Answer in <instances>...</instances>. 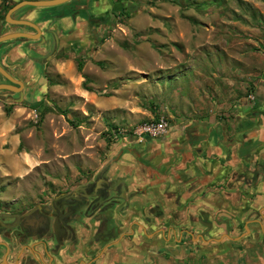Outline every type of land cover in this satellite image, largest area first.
Instances as JSON below:
<instances>
[{"label": "crops", "instance_id": "0c3cea01", "mask_svg": "<svg viewBox=\"0 0 264 264\" xmlns=\"http://www.w3.org/2000/svg\"><path fill=\"white\" fill-rule=\"evenodd\" d=\"M30 14L43 30L42 45L26 49L25 42L9 44L13 39L0 47V62L25 84L20 94L0 95V181L8 184L0 200L30 195L7 194L12 179L33 165L31 149H23V133L28 138L37 132L33 118L50 105L49 99L41 100L51 94L61 101L66 121L79 129L103 124L111 143L97 165L74 175L101 176L115 184L109 189L120 203L113 208L115 216L125 217L119 234L131 235L120 242L121 255L115 251L108 262L264 264V67L250 66L248 82L222 78L212 88L191 81L168 92L166 83L142 81L139 87L148 97L141 92L140 101L127 86L116 84L113 70L103 75L99 61L51 58L53 40L46 30L59 29L66 36L65 30L77 24L72 16L53 22L39 10ZM43 57L57 79L45 76ZM121 57L116 62L128 74L130 63ZM248 87L251 92L245 93ZM35 103L40 105L34 108ZM163 114L170 130L160 138L139 143L112 133L116 126L130 127L135 119L143 122Z\"/></svg>", "mask_w": 264, "mask_h": 264}, {"label": "rangeland", "instance_id": "374dc122", "mask_svg": "<svg viewBox=\"0 0 264 264\" xmlns=\"http://www.w3.org/2000/svg\"><path fill=\"white\" fill-rule=\"evenodd\" d=\"M20 1L0 0V16H5L7 6ZM81 5L88 6V10L73 8ZM35 10L47 14L43 19L53 22L72 16L78 24V18H82L79 27L76 24L65 30L66 36L59 29L46 30L53 40L48 49L51 58L62 60L74 56L77 60L99 61L103 75L113 70L116 84L127 86L140 101L141 92L148 97L146 89L139 87L142 81L152 86L166 83L168 92L191 81L212 88L222 78L225 82L229 78L241 84L248 82L250 66L257 70L264 67V0H73L40 9L25 6L14 15L24 18ZM89 15L99 21L90 22ZM14 40L9 44L18 46L25 42L29 44H24L26 49L42 45V41ZM121 56L130 63L128 74L116 62L122 60ZM42 59L47 63L45 76L57 79L50 71L53 65ZM48 83L52 82L48 80ZM250 90L243 89L245 93ZM210 91L212 94L213 89ZM46 99L50 105L45 106L38 119L33 118L32 126L37 132H31L28 138L23 133V149H31L33 165L25 168L21 177L12 179L8 196L13 191L20 196L36 195L53 179L62 181L89 171L110 148L103 124L76 128L60 114V100L50 94L41 102ZM49 112L52 114L46 116ZM138 120H133V124L140 123ZM23 155L26 154L19 153V157ZM3 182L0 181V191L8 189V184ZM115 211L103 206L94 215L91 228L101 242L120 232L125 217L115 216Z\"/></svg>", "mask_w": 264, "mask_h": 264}, {"label": "flooded vegetation", "instance_id": "af4514ba", "mask_svg": "<svg viewBox=\"0 0 264 264\" xmlns=\"http://www.w3.org/2000/svg\"><path fill=\"white\" fill-rule=\"evenodd\" d=\"M73 8L88 10L85 5ZM6 14L0 18V35L4 30L37 32L31 26L7 22ZM12 16L30 20L28 16ZM93 19L89 15V21ZM19 26L22 28H13ZM42 36L43 30L38 39H21L40 41ZM0 64L13 77L21 80L18 73L2 62ZM0 83L14 84L1 72ZM3 91L6 92L3 96L16 93L8 89L0 90ZM114 185L105 182L101 176H74L47 183L36 195L0 200V264H129L121 263L116 258L109 262L107 260L115 251L121 255L118 246L131 232L120 233L117 237L101 242L91 228L97 210L103 206L114 208L117 203L120 204L111 198L109 192Z\"/></svg>", "mask_w": 264, "mask_h": 264}, {"label": "water", "instance_id": "95a60500", "mask_svg": "<svg viewBox=\"0 0 264 264\" xmlns=\"http://www.w3.org/2000/svg\"><path fill=\"white\" fill-rule=\"evenodd\" d=\"M73 0H21L20 2L16 3L14 6H12L7 14H6V20L9 23L15 24V25H25V26H31L33 27L37 32L31 33L26 31H14V32H7V30H4L3 34L0 35V43L6 42L9 40H13L16 38H29V39H38L42 35V28L35 23L32 20L28 19H18L14 18L12 15L14 12L18 11L19 9L25 7V6H34V7H52L57 5L66 4L69 2H72ZM0 72L6 76L11 82L14 84L9 83H0V90L8 89L15 92L22 93L23 88L25 86L24 82L22 80L16 79L11 75L9 71H7L3 65L0 64ZM18 84L19 86H17Z\"/></svg>", "mask_w": 264, "mask_h": 264}, {"label": "built area", "instance_id": "2783aa9c", "mask_svg": "<svg viewBox=\"0 0 264 264\" xmlns=\"http://www.w3.org/2000/svg\"><path fill=\"white\" fill-rule=\"evenodd\" d=\"M249 97L250 99H255L254 94H250ZM169 130V118L163 114L158 119L143 121L130 127L117 126L116 128H113L112 133L115 138H118L119 136H127L136 142L142 143L147 137L160 138L166 135Z\"/></svg>", "mask_w": 264, "mask_h": 264}, {"label": "trees", "instance_id": "16d2710c", "mask_svg": "<svg viewBox=\"0 0 264 264\" xmlns=\"http://www.w3.org/2000/svg\"><path fill=\"white\" fill-rule=\"evenodd\" d=\"M13 5H14V4H13ZM10 7H12V5L6 7V12L8 11V9H9ZM0 18H3V16H0ZM94 19H95V18H94ZM98 19H99V18H98ZM80 68H82V65H80ZM39 105H40L39 103H35V104H33V107L35 108V107H38ZM62 112L68 116V112H64V110H62ZM116 127H117V126H116ZM116 127H114V128H116ZM110 141H111V140H110Z\"/></svg>", "mask_w": 264, "mask_h": 264}]
</instances>
